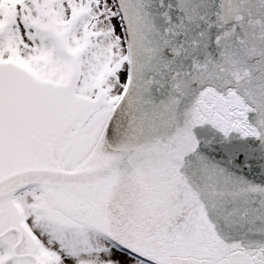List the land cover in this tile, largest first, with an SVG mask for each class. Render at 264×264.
Instances as JSON below:
<instances>
[{
  "label": "snow or ice",
  "instance_id": "snow-or-ice-1",
  "mask_svg": "<svg viewBox=\"0 0 264 264\" xmlns=\"http://www.w3.org/2000/svg\"><path fill=\"white\" fill-rule=\"evenodd\" d=\"M0 264H264V0H0Z\"/></svg>",
  "mask_w": 264,
  "mask_h": 264
}]
</instances>
